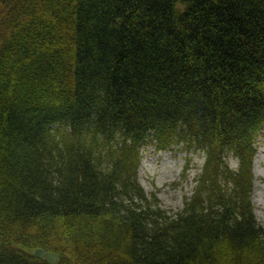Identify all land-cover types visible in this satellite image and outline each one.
Segmentation results:
<instances>
[{"label":"trees","instance_id":"1","mask_svg":"<svg viewBox=\"0 0 264 264\" xmlns=\"http://www.w3.org/2000/svg\"><path fill=\"white\" fill-rule=\"evenodd\" d=\"M262 125L264 0H0V264H50L35 247L55 264H264ZM149 139L205 151L173 216L137 182Z\"/></svg>","mask_w":264,"mask_h":264},{"label":"rangeland","instance_id":"2","mask_svg":"<svg viewBox=\"0 0 264 264\" xmlns=\"http://www.w3.org/2000/svg\"><path fill=\"white\" fill-rule=\"evenodd\" d=\"M174 142L164 148L156 147L151 139L141 144L135 171L147 197L154 195L155 206L169 216L181 210L185 199L193 193L205 164V151L200 147ZM254 147L251 201L256 220L264 226V125L255 135ZM110 159L107 149H101L100 165L109 167ZM223 159L230 169L238 168L239 160L232 152L224 153Z\"/></svg>","mask_w":264,"mask_h":264},{"label":"water","instance_id":"3","mask_svg":"<svg viewBox=\"0 0 264 264\" xmlns=\"http://www.w3.org/2000/svg\"><path fill=\"white\" fill-rule=\"evenodd\" d=\"M33 255L36 257L44 258L50 264H55L57 262V254L53 251L44 250L40 247H35L32 250Z\"/></svg>","mask_w":264,"mask_h":264}]
</instances>
